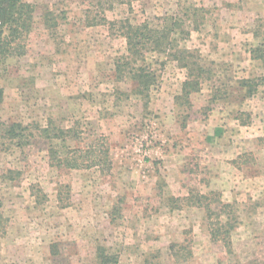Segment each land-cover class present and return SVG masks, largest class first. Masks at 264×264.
I'll return each mask as SVG.
<instances>
[{"label": "rangeland", "instance_id": "rangeland-1", "mask_svg": "<svg viewBox=\"0 0 264 264\" xmlns=\"http://www.w3.org/2000/svg\"><path fill=\"white\" fill-rule=\"evenodd\" d=\"M24 1L30 31L0 55V122L71 129L70 148L107 154L55 167L45 139L0 134V264H98V248L117 264H264V0ZM172 14L210 79L176 100L185 69L147 52L158 81L145 104L116 70L127 52L115 21ZM195 194L203 205L184 200ZM217 197L231 205V252L208 231Z\"/></svg>", "mask_w": 264, "mask_h": 264}, {"label": "trees", "instance_id": "trees-1", "mask_svg": "<svg viewBox=\"0 0 264 264\" xmlns=\"http://www.w3.org/2000/svg\"><path fill=\"white\" fill-rule=\"evenodd\" d=\"M34 6L24 0H0V55L9 53L10 43L28 33L32 26ZM104 19V18H103ZM114 24V23H113ZM118 26L120 35L125 39L126 54L116 62V70L124 72L127 76L135 81L137 93L144 97L147 104L149 100L150 90L158 81V75L155 70L146 63L145 53L158 52L166 57L176 61L177 64L184 68L186 77L182 82L180 94L176 100L185 97L188 99L192 92L201 89L202 81L210 79L207 74V67L201 56L194 49H189L179 44V40H185L189 37V31L185 22L178 15H164L158 18L157 24H151L149 21L132 24L127 19H119L115 21ZM114 24V25H115ZM264 79V78H262ZM263 81V80H262ZM240 84L246 87L247 95H251L256 88L250 79L240 80ZM264 84V82H262ZM3 98V90L0 87V102ZM37 133L27 132L28 127L20 123L5 121L0 122V134L14 141L18 147L31 143L29 135H37L46 140L47 153L49 157V165L65 168H81L96 165L101 159L105 161L107 151L102 155L89 146L85 148H70L67 141L73 137L71 129L56 128L53 125L37 127ZM34 137V136H33ZM76 149V150H72ZM77 152H79L77 154ZM42 191V190H41ZM37 197V196H35ZM194 198L197 206L203 205L202 199H206L204 194H195L193 197L189 195L184 198ZM177 199V198H174ZM217 211L211 208L210 203L204 204L208 221V231L212 240H221L231 252L230 229L233 224L228 225L229 221L222 223L220 215L227 211L230 214L229 203L222 202L220 198L214 200ZM194 204V205H195ZM215 215V221H211V217ZM226 226V227H225ZM6 219L1 212L0 203V236L5 232ZM172 247L174 245H171ZM98 264H117V260L111 256H107L98 248Z\"/></svg>", "mask_w": 264, "mask_h": 264}]
</instances>
